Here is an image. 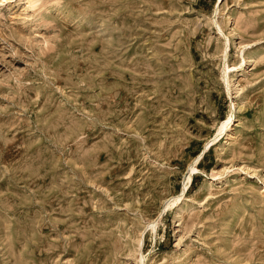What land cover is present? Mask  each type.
Returning <instances> with one entry per match:
<instances>
[{
  "label": "rangeland",
  "instance_id": "obj_1",
  "mask_svg": "<svg viewBox=\"0 0 264 264\" xmlns=\"http://www.w3.org/2000/svg\"><path fill=\"white\" fill-rule=\"evenodd\" d=\"M0 264H264V0H0Z\"/></svg>",
  "mask_w": 264,
  "mask_h": 264
},
{
  "label": "bare ground",
  "instance_id": "obj_2",
  "mask_svg": "<svg viewBox=\"0 0 264 264\" xmlns=\"http://www.w3.org/2000/svg\"><path fill=\"white\" fill-rule=\"evenodd\" d=\"M31 7V6H30ZM164 207H166V206H164Z\"/></svg>",
  "mask_w": 264,
  "mask_h": 264
}]
</instances>
